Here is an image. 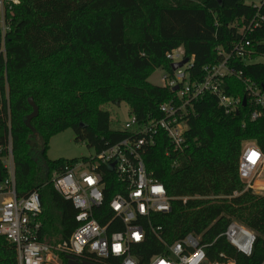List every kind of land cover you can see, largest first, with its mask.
Listing matches in <instances>:
<instances>
[{"label":"trees","instance_id":"obj_1","mask_svg":"<svg viewBox=\"0 0 264 264\" xmlns=\"http://www.w3.org/2000/svg\"><path fill=\"white\" fill-rule=\"evenodd\" d=\"M17 1L6 12L12 20L5 40L0 15V47L5 44V56L0 55V184L8 177L3 159L11 144L17 197L40 194L45 242L69 241L78 227V211L55 191L52 181L84 159L49 160L50 139L72 129L76 142L100 153L127 136L112 128L111 104L127 103L140 121L160 118V105L176 94L149 79L160 68L173 77L167 53L183 47L186 58L193 60L191 81H203L204 67L223 60L218 49L230 54L236 44L248 41L251 58H236L232 65L244 78L264 84V0L258 5L252 0ZM258 57L263 61L248 63ZM223 86L230 96L247 97L245 86L234 77ZM30 98L39 108L31 121L33 130L26 124L33 113ZM253 110L248 102L239 107V115L227 113L207 93L193 104L187 148L180 156L165 155L169 144L164 135L149 150L154 177L170 197H200L187 203L175 200L171 212L155 216L166 243L195 233L203 244H212L211 259L224 252L237 264H264V194L244 191L239 175L243 141H255L264 151V112L252 122ZM31 138L41 146L38 158L32 157ZM116 193L114 184H107L106 202ZM234 221L256 236L250 256L220 237ZM163 249L164 243L153 235L136 247L148 257ZM67 257L61 256L62 264H68ZM83 260L113 261L93 255ZM0 264H19L17 250L3 237Z\"/></svg>","mask_w":264,"mask_h":264},{"label":"built area","instance_id":"obj_2","mask_svg":"<svg viewBox=\"0 0 264 264\" xmlns=\"http://www.w3.org/2000/svg\"><path fill=\"white\" fill-rule=\"evenodd\" d=\"M5 0H0L1 29L3 40L10 30L7 22ZM13 3L17 4L15 1ZM248 41L239 42L232 53L227 54L221 48L219 55L223 60L216 65L204 67L203 81H191L189 69L193 60L174 71L173 77L167 74L162 81L176 98L159 107L160 118H147L140 121L130 112L129 120L116 128L127 136L94 157L84 158L60 175L52 183L55 191L65 200L72 202L78 211L77 229L69 241L51 244L41 240L43 209L40 194L35 192L27 198H18L16 194L15 166L9 165L8 177L0 184V237L15 247L19 264H59L62 255L79 259L93 255L107 264H237L236 260L224 252L215 259L210 258L212 244H203L201 236L189 233L172 244L166 243L161 236V227L155 226V216L169 213L173 201L187 203L200 197L172 198L166 188L155 177V167L148 160L149 150L164 135L169 148L165 155L180 156L187 148L186 133L188 117L193 104L210 93L217 98L219 106L227 113L239 112L243 99L230 96L224 89V80L234 77L245 86L247 103L254 110L251 121L259 120L264 112V84L244 78L232 62L236 58L250 59ZM168 60L180 63L186 59L183 47L166 54ZM178 87L177 91H173ZM10 163L13 161L11 144L8 148ZM161 159V158H159ZM178 160L173 166L178 165ZM103 170H106L105 173ZM264 151L255 141L245 140L241 145L239 162L240 179L245 185L244 191L251 190L264 194ZM114 184L117 193L107 203L105 186ZM240 195L235 192L234 196ZM149 235L164 243L160 254L148 257L136 247L146 243ZM238 252L250 256L255 234L245 226L234 221L220 236Z\"/></svg>","mask_w":264,"mask_h":264},{"label":"rangeland","instance_id":"obj_3","mask_svg":"<svg viewBox=\"0 0 264 264\" xmlns=\"http://www.w3.org/2000/svg\"><path fill=\"white\" fill-rule=\"evenodd\" d=\"M254 1L256 5L259 4V0H252ZM15 2L18 4L19 1L15 0ZM13 3L12 1H7L4 3L5 9L6 7L9 9L12 6L17 5ZM12 16V15H11ZM11 20L12 17H10L9 26H11ZM243 31V29H241ZM3 46L0 47V55L3 54L5 56V44L3 42ZM263 61L262 57H258L256 59H252L248 61V63H260ZM167 70L165 68H160L156 70L150 77L149 81L150 83L157 85V86H165V83L162 81V79L167 75ZM109 105H107L108 107ZM109 111L111 112V119H112V128L116 129L119 127L120 124L126 123L130 118V108L127 103L122 102L121 104H111L109 106ZM36 139V138H35ZM33 138L30 140V146L32 148V157L38 158L39 150H40V144L35 142ZM96 155L95 150L92 148H89L86 143L83 142H76L75 141V134L72 129L65 130L64 132H61L59 134L54 135L50 141H49V148L47 151V158L51 161H56L60 159L64 160H73V159H82V158H90L94 157ZM5 166L8 167L9 165L14 164V154H13V161L10 163V157L8 154L3 159ZM40 174L45 175V172H41ZM54 175V174H53ZM260 180H264V173L262 174ZM264 193V192H263ZM5 198L3 196H0V201H3ZM48 209V208H46ZM50 211V210H49ZM61 264L60 262H58Z\"/></svg>","mask_w":264,"mask_h":264},{"label":"water","instance_id":"obj_4","mask_svg":"<svg viewBox=\"0 0 264 264\" xmlns=\"http://www.w3.org/2000/svg\"><path fill=\"white\" fill-rule=\"evenodd\" d=\"M188 62H189V59L186 58L183 62L173 63L172 64V70L173 71H177L178 69H180L184 65H186ZM177 90H178V87H176V88L173 89L174 92L177 91ZM29 104L33 108V113L27 117L26 124L29 127V129H32L33 130L32 125H31V121L38 116V114H39V108L35 104V102H34V100L32 98L29 99ZM246 104H247V100H246V98H244L242 105L243 106H246ZM236 115H239V112H237ZM67 259H68V264H94V263L88 262V261H81L80 262L78 259H76L73 256H68Z\"/></svg>","mask_w":264,"mask_h":264},{"label":"flooded vegetation","instance_id":"obj_5","mask_svg":"<svg viewBox=\"0 0 264 264\" xmlns=\"http://www.w3.org/2000/svg\"><path fill=\"white\" fill-rule=\"evenodd\" d=\"M76 259H78L80 262H81V261H84L83 259H79V258H76Z\"/></svg>","mask_w":264,"mask_h":264}]
</instances>
